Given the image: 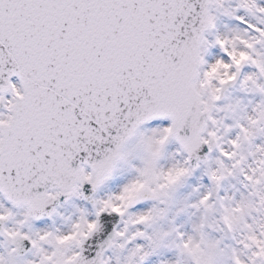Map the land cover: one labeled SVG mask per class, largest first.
<instances>
[{
	"label": "snow or ice",
	"instance_id": "snow-or-ice-1",
	"mask_svg": "<svg viewBox=\"0 0 264 264\" xmlns=\"http://www.w3.org/2000/svg\"><path fill=\"white\" fill-rule=\"evenodd\" d=\"M0 264H264V0H0Z\"/></svg>",
	"mask_w": 264,
	"mask_h": 264
}]
</instances>
